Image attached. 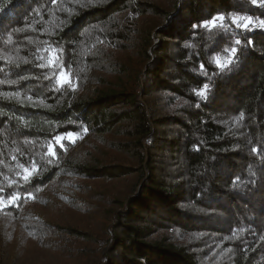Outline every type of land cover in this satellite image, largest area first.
<instances>
[{
  "label": "trees",
  "instance_id": "trees-1",
  "mask_svg": "<svg viewBox=\"0 0 264 264\" xmlns=\"http://www.w3.org/2000/svg\"><path fill=\"white\" fill-rule=\"evenodd\" d=\"M262 22L264 0H0V264H264Z\"/></svg>",
  "mask_w": 264,
  "mask_h": 264
},
{
  "label": "rangeland",
  "instance_id": "rangeland-1",
  "mask_svg": "<svg viewBox=\"0 0 264 264\" xmlns=\"http://www.w3.org/2000/svg\"><path fill=\"white\" fill-rule=\"evenodd\" d=\"M63 210L65 215L67 216H71L72 219L74 218V224L78 225H83L84 228H89L92 229V220L89 217L86 216H81L79 214H72L70 209H68L67 207H63ZM45 214L47 216V218L49 219H54L56 220V212L54 210L51 209H46L45 210ZM62 214L61 219H63L64 215ZM75 216V217H74ZM111 228V225L109 226V229ZM109 244L102 250V255H104V253L106 252L107 248H108ZM42 254L38 255V258H36V261L32 262L31 264H45L50 262V259L48 258L49 256H47L45 253L41 252ZM52 264V261H51Z\"/></svg>",
  "mask_w": 264,
  "mask_h": 264
},
{
  "label": "snow or ice",
  "instance_id": "snow-or-ice-1",
  "mask_svg": "<svg viewBox=\"0 0 264 264\" xmlns=\"http://www.w3.org/2000/svg\"><path fill=\"white\" fill-rule=\"evenodd\" d=\"M252 3H253V4L258 3V0H252ZM223 19H224V17H222V16H221V17H215V18H213V19L210 20V21H205V22H204V26L206 27L208 24H212V25L215 26L216 23H217V20L222 21ZM245 20H246V22H245L242 26H243L244 29H247V28L249 27V25L252 23V21H251L250 18H245ZM262 23H264V22H262ZM236 43L239 44L240 41L237 40ZM236 51H237L236 48H233V49H232V53H233V54H235ZM229 62L231 63V61H229ZM217 63H218V65H219V61H218ZM40 66L43 67V65H40ZM202 67H203V66H202ZM63 79H65V77L62 75V76H61V80H63ZM200 94H203V93H200ZM68 136H69L70 139L72 138V134H71V133H69ZM61 139H62L61 137L57 136V137H56V142H57V143H60V142H61ZM253 151L255 152V151H257V149L254 148ZM48 152H49L50 155H53V154H54V149H53V147H52L51 144L48 146ZM24 179H25V180H28V179H29V174H28V170H27V169H25V176H24ZM15 199H16V197H13L12 200L9 201V203H11L12 201H14Z\"/></svg>",
  "mask_w": 264,
  "mask_h": 264
}]
</instances>
